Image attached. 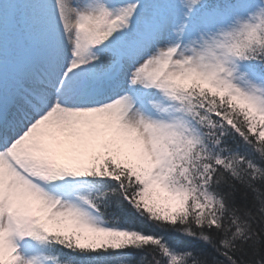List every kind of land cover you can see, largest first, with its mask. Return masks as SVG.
<instances>
[{"label": "snow or ice", "instance_id": "6c2138e0", "mask_svg": "<svg viewBox=\"0 0 264 264\" xmlns=\"http://www.w3.org/2000/svg\"><path fill=\"white\" fill-rule=\"evenodd\" d=\"M0 264H264V0H0Z\"/></svg>", "mask_w": 264, "mask_h": 264}]
</instances>
